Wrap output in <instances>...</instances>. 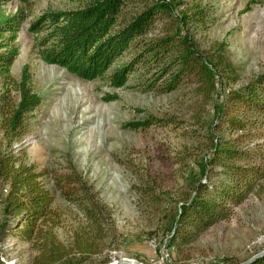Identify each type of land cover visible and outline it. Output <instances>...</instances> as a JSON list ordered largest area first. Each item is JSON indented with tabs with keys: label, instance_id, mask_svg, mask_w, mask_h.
Here are the masks:
<instances>
[{
	"label": "rangeland",
	"instance_id": "rangeland-1",
	"mask_svg": "<svg viewBox=\"0 0 264 264\" xmlns=\"http://www.w3.org/2000/svg\"><path fill=\"white\" fill-rule=\"evenodd\" d=\"M90 1L10 0L2 5L6 14L20 6L28 12L14 41L18 55L11 75L18 79L22 66L28 64L33 89L42 100L31 112L26 134L9 147L0 130L1 149L23 150L24 162L44 171L42 181L54 193L59 223L53 231L58 239L70 245L76 236L84 238L89 232L96 250L91 260L131 258L144 264H229L264 249V181L259 192L233 206L231 218L213 224L191 243L170 248L166 239L168 221L192 191L210 140L216 134L233 136L214 126V105L223 100L218 95L264 73V0H180L179 11L193 2L207 5L206 25L190 31L204 53L212 54L216 43L224 42L233 73H219L211 91L185 79L171 92L149 87L143 71L116 88L106 78L85 80L40 59L29 22L45 10L75 9ZM141 7L127 5L120 19H129ZM159 33L156 24L145 36ZM130 58L124 53L115 65ZM2 92L0 78V96ZM12 96L18 100L17 93ZM155 118L160 121L145 128L124 126ZM260 128V136L245 138L242 144L259 149L264 126L253 128L255 132ZM63 173L79 178L76 186L82 183L85 190L72 199L65 197L55 183V176ZM2 189L0 182V197ZM144 189L150 191L148 197ZM91 201L98 203V216L90 222L83 208H90ZM1 207L0 203V223ZM37 253L32 242L10 232L4 235L0 229L1 264H30Z\"/></svg>",
	"mask_w": 264,
	"mask_h": 264
},
{
	"label": "trees",
	"instance_id": "trees-1",
	"mask_svg": "<svg viewBox=\"0 0 264 264\" xmlns=\"http://www.w3.org/2000/svg\"><path fill=\"white\" fill-rule=\"evenodd\" d=\"M8 1L0 0V130L7 147L26 134L31 112L42 100L33 89L28 64L22 66L18 79L11 75L18 55L14 41L28 12L20 6L6 14L2 5ZM134 3L142 5L140 10L121 20L122 10ZM181 3L91 0L75 9L45 10L29 22L28 31L35 36L42 61L61 66L85 80L106 78L110 86L118 88L126 84L131 74L143 71L148 75L149 87L156 86L158 91L171 92L185 79L195 80L198 89L211 91L216 87L215 77L219 73H233V66L226 56L224 42H217L212 54L204 53L190 31V27L206 25L207 5L193 2L179 11ZM156 24L160 25V33L146 37ZM124 53L131 54V58L115 65ZM236 79L233 76L232 80ZM12 92L18 94L17 101ZM218 96L223 100L214 105V126L233 136L222 138L216 134L210 140L207 154L198 163L199 177L192 191L180 201L168 221L166 239L170 248H182L213 224L231 218L233 206L262 189L264 143L257 144L259 149H252L242 142L260 136L261 128L253 131L256 124L264 126V118L255 117L264 115V73ZM158 121H128L124 126L145 128ZM1 146L0 141V182L4 191L0 197V229L4 235L10 232L37 247L38 253L30 264H132L107 257L91 260L96 250L89 232L84 233V238L76 236L70 245L61 242L53 231L59 220L53 209L54 193L42 181L44 171L25 163L23 150H2ZM55 179L59 190L69 199L80 189L85 190L82 183L76 186L80 179L69 174H59ZM144 193L148 197L150 191ZM77 199L80 196H75ZM97 205L91 201L90 208H83L90 222L97 221ZM245 264H264V254Z\"/></svg>",
	"mask_w": 264,
	"mask_h": 264
},
{
	"label": "water",
	"instance_id": "water-1",
	"mask_svg": "<svg viewBox=\"0 0 264 264\" xmlns=\"http://www.w3.org/2000/svg\"><path fill=\"white\" fill-rule=\"evenodd\" d=\"M264 254V250H262L261 252H258L254 255H252L251 257H249L248 259H246L245 261L241 262L240 264H245V263H248L249 261L259 257L260 255H263ZM119 261L121 262H128V263H132V264H144L138 260H135V259H131V258H120Z\"/></svg>",
	"mask_w": 264,
	"mask_h": 264
}]
</instances>
